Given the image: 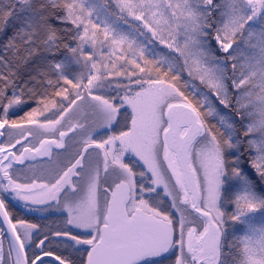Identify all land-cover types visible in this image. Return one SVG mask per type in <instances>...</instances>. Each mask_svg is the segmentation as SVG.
<instances>
[{
    "label": "snow or ice",
    "instance_id": "obj_1",
    "mask_svg": "<svg viewBox=\"0 0 264 264\" xmlns=\"http://www.w3.org/2000/svg\"><path fill=\"white\" fill-rule=\"evenodd\" d=\"M0 37V129L55 137L0 146V197L54 201L81 264H264V0H0ZM69 133L86 138L47 183L17 182ZM0 216V264H45L38 225L5 198Z\"/></svg>",
    "mask_w": 264,
    "mask_h": 264
},
{
    "label": "rangeland",
    "instance_id": "obj_2",
    "mask_svg": "<svg viewBox=\"0 0 264 264\" xmlns=\"http://www.w3.org/2000/svg\"><path fill=\"white\" fill-rule=\"evenodd\" d=\"M152 47L155 48L157 56H164V55H167L169 52V50L166 48L165 45H161L158 42L156 44H153ZM145 55L146 56L149 55L150 57L153 58L150 51L146 52ZM182 78L185 79V77H182ZM111 79H113L114 82H119V81L123 80V78H120V77H112ZM195 83H196V86L198 88H202V86L199 85V82H195ZM112 94L115 95L116 93L113 91ZM84 111H87V109H81L79 112L76 109H74L72 113H69V116L65 118V121L62 122V124H65L69 120H71V122H75V120L77 118H79ZM38 120L40 122H44V118L43 119L41 118ZM213 122H215V121H213ZM89 123H91L90 120H89ZM114 128H115V126H114ZM25 129L31 130L30 135L27 132H25V135H28L27 140H24L21 137L19 129H11V130H8L6 133V135H7L6 141H8V143L6 142V144L7 145H9L10 143L13 144V142L16 139H20L21 142L23 143V145L31 147L32 145L39 146L38 141L41 139H54L55 138L54 136L47 134V133H44L42 130H39L36 125L25 124ZM69 137H74V138L71 140L69 139V142L67 141L68 146L66 148L67 149L66 151L64 149H60V150L54 149L53 151L55 153L56 152L59 153V156L56 159H54L51 163H49L47 161L48 159H46V160H41L40 163L31 164V165L27 166V168L23 169L22 172L24 173V175H26L28 177V179H33L35 177V178H38L37 180L48 182V178L50 177V175L54 174V172L57 170L58 166L63 167L65 164H67L69 162V160H71L76 155L77 151L81 148V140L86 138V137L81 136V135L74 136L73 133H69ZM63 151H65V152H63ZM61 152H63V153H61ZM89 152H92L93 153L92 158L96 159V156H95L93 149H89ZM85 155L87 157V154H85ZM126 160H127V157H126ZM43 161H45V162H43ZM21 183H23V182H21ZM158 191H161V190L158 189ZM163 195L164 194L161 192L162 198H163ZM3 198H5V202H11V203L14 202V199L6 198V195ZM169 200H170V198H164L163 206L165 208H167ZM19 207H22V206H19ZM21 209L23 212L30 214L31 216H36V217H39L42 219H46L47 217L51 218L52 216H57L59 219H61L59 222L57 221V223H56V226L58 228H55V229L52 228L51 230L49 228L48 229L38 228L39 235H37V231H33L31 233V238H32V241L34 243L37 242L38 239L43 238L45 236L50 237L49 234H51L55 230L53 235L50 237L51 239L53 238V241L49 240V238H48V240L51 241V243H49L48 240L45 241V243L47 245V249L49 251H55V252L59 253L63 257V259L75 262L76 259H74L75 253H74L73 249L77 248V253L80 255V258H81V254L83 253V250L87 246H84V245L73 246L74 242H72L69 239V237H67V236H59L58 237L55 235V233L58 231L59 232H69L70 234H80L81 238H84L82 235L83 230L75 229L73 226L68 225L66 223V220H67L66 212H64L63 210H58L55 205H52L51 207L48 206L44 209H40V208L35 209V208H30V207H22ZM257 215H259V214H257ZM188 216H189V219H194V216L191 214V212H189ZM57 217H55V218H57ZM63 224L66 225V228H65V226H63ZM230 224H231V222L229 224L225 225V227L228 228L229 231L232 230ZM18 230L21 233H23V229H18ZM58 239L60 241H58ZM2 242H3V247H4V250L6 253L8 247H9V244H8L7 239L5 237H3ZM50 248H52L53 250H51ZM26 249H28V248L26 247ZM31 256H32V252L29 251V257H31ZM83 256L84 255H82V257ZM165 264H171V262L166 261Z\"/></svg>",
    "mask_w": 264,
    "mask_h": 264
},
{
    "label": "trees",
    "instance_id": "obj_3",
    "mask_svg": "<svg viewBox=\"0 0 264 264\" xmlns=\"http://www.w3.org/2000/svg\"><path fill=\"white\" fill-rule=\"evenodd\" d=\"M0 40H3V37H0ZM146 58L148 59H153L152 57H150L149 55L146 56ZM183 80V78H182ZM63 82H61L62 84ZM69 89H70V86H68ZM55 89H50L49 91H54ZM187 94V93H186ZM70 98H71V94H70ZM57 99V104L59 105L62 98H56ZM38 103L37 101L35 100H31L29 101V103L25 106H23L22 108L20 109H10L9 110V119L10 120H22L23 116L28 112L30 111L32 108H35V107H38ZM45 115L47 116H51L52 113L51 112H48V113H45ZM43 119L44 117L41 116V117H38V119ZM215 123V122H213ZM27 124V123H25ZM7 208H8V211L13 219V222H16L17 220H24L25 222L29 223V224H36L38 225V228L40 229H52V228H58L56 226V223H57V220L55 218H49V219H41V218H38L36 216H31V215H28L26 213H24L23 211H21L19 208H17L16 206H14L12 203H7ZM54 224V225H53ZM53 229V230H54ZM52 230V231H53ZM55 231V230H54ZM54 231L49 234V236L51 237L54 233ZM50 237L49 240H52L53 241V238L51 239ZM41 239V238H40ZM48 240V241H49ZM51 250H53L52 248H50ZM74 253H75V256H74V259H76L75 262H73V264H78V262L81 263V258H80V255L77 253V250L74 249ZM28 254H29V249L27 250ZM52 254L56 255V256H60L61 258H63L59 253L55 252V251H51ZM31 258V257H30Z\"/></svg>",
    "mask_w": 264,
    "mask_h": 264
},
{
    "label": "water",
    "instance_id": "obj_4",
    "mask_svg": "<svg viewBox=\"0 0 264 264\" xmlns=\"http://www.w3.org/2000/svg\"><path fill=\"white\" fill-rule=\"evenodd\" d=\"M0 131H5V129H0ZM4 137H5V135L0 136V146H1V143L3 142V140H4ZM17 145H19V144H17ZM17 145H15V147H10L9 150L13 152V150L17 147ZM45 159H48V158L47 157H37L36 161L45 160ZM33 162H35V161L26 160L23 165L17 164V165H14V166H24L27 163H33ZM15 201L17 203H20L22 205H27L29 207H40V206H42L41 204H32L31 201H22V200H19L18 198H15ZM52 203H55V202L54 201H49L48 204H45V205H49V204H52ZM2 219H3V217L0 216V220H2ZM0 227L6 228L7 225L6 224H2V225H0ZM3 237H5L7 239V242L9 244V237L7 235H0V241H3ZM44 261H51L54 264H59V262L56 260V256H54V255L44 257Z\"/></svg>",
    "mask_w": 264,
    "mask_h": 264
},
{
    "label": "flooded vegetation",
    "instance_id": "obj_5",
    "mask_svg": "<svg viewBox=\"0 0 264 264\" xmlns=\"http://www.w3.org/2000/svg\"><path fill=\"white\" fill-rule=\"evenodd\" d=\"M6 133H7V131H6ZM7 136V135H6ZM67 141L69 142V139L67 138L66 139V141H65V143L67 144ZM6 142L8 143V141H6V138H5V141H4V145H5V147H7V146H9V145H7L6 144ZM15 143V141L13 142V144ZM21 144H23V143H21ZM67 146H68V144L66 145V148H67ZM20 147H21V145L20 146H18L13 152H16V154L17 155H19L20 153H19V151H18V149H20ZM65 151L67 150V149H64ZM65 151H63V152H65ZM63 152H61V153H63ZM55 153V152H54ZM43 162H45V161H43ZM27 166H29V165H27ZM27 166H25V167H23V168H15V170H16V174H17V182H23V183H29V181L31 180L32 181V179H28V177L26 176V175H24V173L22 172L23 171V169L24 168H27ZM30 181V182H31ZM37 182H39V183H47V182H44V181H41V180H37ZM57 217V216H56ZM58 241H60L59 239H58ZM86 248V247H85ZM28 250V249H27ZM77 250V249H76ZM28 253V252H27ZM29 255V254H28ZM82 255H83V253L81 254V258H82V260L85 258L84 256L82 257ZM81 260V261H82ZM45 264H50V263H45ZM78 264H81L80 262H78Z\"/></svg>",
    "mask_w": 264,
    "mask_h": 264
}]
</instances>
